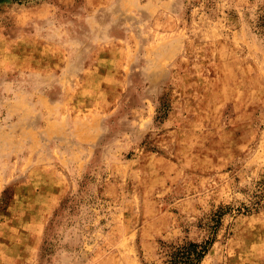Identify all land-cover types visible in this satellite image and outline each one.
Returning <instances> with one entry per match:
<instances>
[{
    "label": "rangeland",
    "instance_id": "rangeland-1",
    "mask_svg": "<svg viewBox=\"0 0 264 264\" xmlns=\"http://www.w3.org/2000/svg\"><path fill=\"white\" fill-rule=\"evenodd\" d=\"M264 264V0H0V264Z\"/></svg>",
    "mask_w": 264,
    "mask_h": 264
},
{
    "label": "trees",
    "instance_id": "trees-1",
    "mask_svg": "<svg viewBox=\"0 0 264 264\" xmlns=\"http://www.w3.org/2000/svg\"><path fill=\"white\" fill-rule=\"evenodd\" d=\"M213 242V239L203 242L186 241L181 244L163 242L164 264H202Z\"/></svg>",
    "mask_w": 264,
    "mask_h": 264
}]
</instances>
